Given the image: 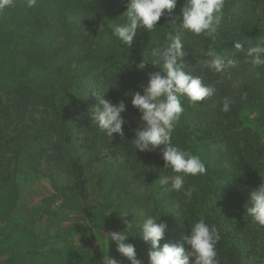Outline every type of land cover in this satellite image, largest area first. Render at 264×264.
I'll return each instance as SVG.
<instances>
[{"label": "trees", "instance_id": "16d2710c", "mask_svg": "<svg viewBox=\"0 0 264 264\" xmlns=\"http://www.w3.org/2000/svg\"><path fill=\"white\" fill-rule=\"evenodd\" d=\"M40 1L29 8L26 0H14L10 8L0 11V187L15 181L25 152L31 149L34 159L45 161L50 168L55 190L62 186L57 188L56 176L70 168L73 179L66 189L74 192L84 206L85 217L93 222L84 165L80 158L68 162L65 155L74 143L87 154L86 165L112 161L119 178L129 184L132 180L128 179L134 174L154 179L172 174L171 169L164 168L159 150H135L131 141L140 113L131 104V93L143 94L140 85L146 86L151 74L163 75L152 64L151 51L162 47L169 33L181 31L184 50L188 53L184 58L185 71L200 76L205 84L215 85L217 93L197 106L182 98L184 111L173 132L172 143L199 156L206 174L186 178L185 187L193 189L191 202L174 191L168 193L166 207L158 201L159 223L170 227L173 243L183 245L188 251L183 237L189 234L192 223L203 219L219 230L221 239L216 251L220 264H264V227L255 223L245 208L249 193L264 182V117L254 120L249 117L264 100V67H254L251 59L235 52L234 47L236 42L246 49L264 42V0H226L217 31L210 38L180 29L185 0H177L172 14L158 21V30L138 29L131 48L113 35L114 26L125 19L126 7L118 0H51L56 9L43 7ZM78 10L80 16L92 17L96 24L80 19ZM172 23H176L175 28ZM97 30L108 42L105 51L95 57ZM209 44L227 59L237 61L226 75L203 66ZM145 59L149 63L139 70L137 66ZM99 97L114 104L121 101L126 104V112L122 113L126 121L124 140L114 134L115 139L110 143L94 124ZM224 97L234 102L228 113L221 111ZM54 136L56 140L52 139ZM200 147H206L208 163L200 155ZM211 147H226L233 152L234 169H223L224 157L218 151L208 152ZM217 172L221 173L216 175ZM241 174L253 177V183L239 191L228 185L226 193L217 195L216 199L222 185L220 176L237 181ZM18 192L16 186L9 199L0 198L3 237L0 256L10 253L0 264H17L16 248L30 241L22 230L15 234L17 239L9 233L20 199ZM32 244L39 248L47 241ZM134 246L136 251L141 250V243Z\"/></svg>", "mask_w": 264, "mask_h": 264}, {"label": "clouds", "instance_id": "9594fccd", "mask_svg": "<svg viewBox=\"0 0 264 264\" xmlns=\"http://www.w3.org/2000/svg\"><path fill=\"white\" fill-rule=\"evenodd\" d=\"M14 0H0V11L10 8ZM37 0H26L27 7H34ZM226 0H185L181 9L180 29L195 36L212 37L219 25L225 8ZM177 0H128L126 11L123 13L124 22L117 23L113 28V35L125 46L131 48L135 43L139 30L153 32L158 30V21L165 15H171L175 10ZM175 28L176 23H172ZM235 52H242L251 59L254 67H264V42L256 46H242L236 42ZM188 53L184 50L181 31L167 35V42L160 48H153L152 64L159 67L161 72L150 75L147 85H140L141 92L131 93V104L140 113V122L134 129V139L131 141L135 150L139 152H155L159 150L164 160V168L171 169L170 175H160L159 185L166 191L180 193L187 202H191L193 189L185 187L186 178L203 176L206 166L199 156L190 150L181 149L172 143V135L184 111L182 98H187L189 103L197 106L198 102L213 98L217 89L215 85L205 84L200 76H194L185 71L184 58ZM203 66L216 74L224 76L228 69L237 61L229 60L215 47L209 44L204 53ZM147 60L137 66L143 70ZM259 75V74H257ZM230 78V77H229ZM94 94V93H93ZM95 95V94H94ZM98 105L94 109V124L102 131L111 143L115 136L124 140L123 126L126 124L122 113L126 112V104L121 101L113 102L97 98ZM233 101L229 97L222 99L221 111H231ZM115 134V136H114ZM246 214L259 226L264 227V182L249 193ZM122 215V214H121ZM128 215H122L126 217ZM141 222L136 225L140 229L141 239L149 246V264H220L216 246L221 239L218 228L207 224L203 219L190 225L189 234L184 236L185 247L175 243H164L167 225L157 223L160 219L154 216H144L140 213ZM126 223L122 232L110 231V241L115 242L116 251L130 264H143L137 258L135 246L126 243L128 235L134 225ZM102 264H120L114 258L104 256Z\"/></svg>", "mask_w": 264, "mask_h": 264}, {"label": "rangeland", "instance_id": "374dc122", "mask_svg": "<svg viewBox=\"0 0 264 264\" xmlns=\"http://www.w3.org/2000/svg\"><path fill=\"white\" fill-rule=\"evenodd\" d=\"M127 2L128 0H118L122 7H126ZM40 3L43 7L56 9V5L51 0H41ZM18 5L21 4L18 3ZM79 13L78 10L77 15L81 19L82 16ZM84 17H82L83 20L96 24L92 17L85 19ZM87 27L91 31V27ZM95 33L98 34L97 43L93 46V54L96 57L99 55L98 52L105 51L107 46L105 42L108 40L103 38L100 30ZM249 117L253 120L257 117H264V100L255 106L254 110L249 113ZM52 139L57 138L54 136ZM206 147H200L199 151L208 163L210 158L205 156ZM217 148L211 147L207 151L213 153L218 151L224 157L223 169L233 170L236 161L233 152L226 147ZM30 153L31 149L25 152L24 162L15 181L11 185L0 187V198L5 197V199L14 195L16 186L19 190L20 199L9 233L17 239L15 234L22 230L23 233L28 234L30 241L28 245L16 248L19 261L17 264H102L104 256L114 258L120 264H130L116 251L115 242L110 241L107 234L110 231L118 233L125 231V221H132L134 225L131 230L125 232L128 235L126 243L133 245L141 243V250L136 251L137 258L143 264H149V246L141 239L140 229L136 225L141 222L140 213L144 216L160 218L159 209L161 208L158 204L161 203L166 207L168 193L171 192L165 190L167 186L161 187L159 179L142 174L131 176L128 179V181L132 180L129 184L119 178V173L113 167L112 161L88 166L85 164L87 154L78 148V144L74 143L66 150L65 155L68 162L80 158L84 165L88 177V204L93 208L91 212L93 222H89L83 213V204L74 192L66 189L73 179L69 173L70 168L56 176L57 188L60 184L62 186L59 190H55L53 181L50 179L51 170L46 162L36 161ZM218 173L221 172H217L216 175ZM220 177L222 185L216 194V199L217 195L226 193L228 185H232L234 191H239L246 189L254 181L253 177H247L246 174L237 176V181H231L229 176L225 175ZM217 178L214 179L216 187L219 186ZM208 189H210L209 185ZM121 214L128 216L122 217ZM0 221H2L1 216ZM171 234V228L167 227L164 239L160 242L161 245L174 242L175 239ZM1 238L3 237L0 234ZM40 240L47 241V244L36 248L32 242L37 243ZM9 257L10 253L0 256V261L7 260Z\"/></svg>", "mask_w": 264, "mask_h": 264}]
</instances>
